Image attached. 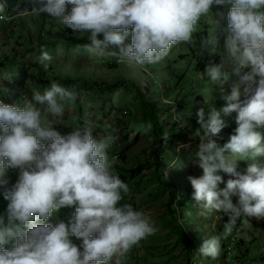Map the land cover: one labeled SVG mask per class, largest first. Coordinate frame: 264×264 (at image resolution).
Masks as SVG:
<instances>
[{"label": "clouds", "instance_id": "1", "mask_svg": "<svg viewBox=\"0 0 264 264\" xmlns=\"http://www.w3.org/2000/svg\"><path fill=\"white\" fill-rule=\"evenodd\" d=\"M226 3L231 5L224 41L227 60H212L204 74L223 86L229 83L225 69H230L234 79L230 92L222 91L226 103L221 109L197 110L199 128L193 138H199L196 156L202 174L189 180L199 215L223 213L228 234L242 215L264 218V167L255 163L264 156V0H25L23 8L88 33L83 48L90 53L118 46L119 52H111L117 63L136 68L159 63L174 45L191 42L200 18L213 5ZM67 5L71 11L65 15ZM4 11L0 4V13ZM129 36L131 42L125 44ZM208 43L215 49L219 41ZM40 60L51 61L52 56L42 51ZM75 99V92L53 81L23 106L0 102V190L8 201L7 224L0 218V264H125L133 247L157 231L143 211L120 204L130 189L114 171L115 158L108 156L116 134L97 140L90 128L61 135L48 126V114L62 116L64 104ZM233 112L237 127L219 145L210 137L226 126L222 114ZM169 138L167 132L162 136L165 142ZM237 160L252 161L246 173L237 171ZM9 167L19 169L10 187L5 178ZM221 173L235 178L225 183ZM73 206L67 222L47 223L62 208ZM73 236L82 240L79 247ZM198 251L218 259L220 240L206 238Z\"/></svg>", "mask_w": 264, "mask_h": 264}, {"label": "rangeland", "instance_id": "2", "mask_svg": "<svg viewBox=\"0 0 264 264\" xmlns=\"http://www.w3.org/2000/svg\"><path fill=\"white\" fill-rule=\"evenodd\" d=\"M2 1L7 19L0 20V102L23 106L34 92L42 94L55 81L75 92L76 99L64 104L62 116L48 114L52 130L66 135L76 128H90L97 140L108 133L118 136L107 152L110 160L115 158L114 171L130 189L120 204L143 211L157 229L133 247L125 264H264V218L242 215L225 234L228 217L220 212L200 216L189 180L202 174L196 156L199 138H193L199 128L197 110L221 109L226 103L222 91L230 92L234 79L230 69H225L229 83L223 86L204 74L212 60H227L224 41L231 5H213L198 21L191 42L174 45L163 61L127 68L111 54L119 52L118 46L109 44L103 53H90L83 48L88 33H77L47 14L30 13L23 8L25 0ZM70 11L67 5L65 15ZM211 39L219 41L215 49L208 43ZM130 42L129 36L124 43ZM42 51L52 60L41 62ZM235 116V112L222 114L226 126L210 139L219 145L227 142L237 127ZM165 132L170 135L167 142L162 140ZM236 163L237 171L244 174L252 161ZM255 163L264 167V156ZM18 175V169L6 170L9 187ZM232 200L237 203L238 197ZM7 203L0 190L4 225ZM74 211V206L64 207L47 223L67 222ZM213 236L221 244L215 260L198 251L204 239ZM70 239L78 247L82 243L74 236ZM188 239L196 244V253Z\"/></svg>", "mask_w": 264, "mask_h": 264}, {"label": "trees", "instance_id": "3", "mask_svg": "<svg viewBox=\"0 0 264 264\" xmlns=\"http://www.w3.org/2000/svg\"><path fill=\"white\" fill-rule=\"evenodd\" d=\"M8 1H9V0H8ZM2 2L5 3V1H2V0H1L0 3H2ZM233 130H235V126L232 128V131H233ZM226 131H227V130H226ZM228 179H234V178H233L232 176H230V175H226V176L223 177V180L225 181V183H226V181H227ZM222 185H223V187L225 186L223 183H222ZM186 200H187V199H186ZM255 223H256L257 226L260 225L259 222H255ZM188 242L190 243L191 248H193V249H192V252H193V253H196L198 249H197V246H196V244L194 243V241L188 239Z\"/></svg>", "mask_w": 264, "mask_h": 264}, {"label": "built area", "instance_id": "4", "mask_svg": "<svg viewBox=\"0 0 264 264\" xmlns=\"http://www.w3.org/2000/svg\"><path fill=\"white\" fill-rule=\"evenodd\" d=\"M0 16H4L5 17V19H0V20H6L7 19V11H6V9H5L4 12L0 13ZM18 172H19V169H18ZM221 216L223 217L225 215L224 214H221Z\"/></svg>", "mask_w": 264, "mask_h": 264}]
</instances>
